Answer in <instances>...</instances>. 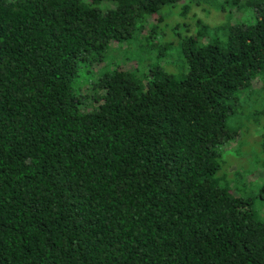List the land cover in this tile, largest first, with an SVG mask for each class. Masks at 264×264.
I'll list each match as a JSON object with an SVG mask.
<instances>
[{
    "label": "trees",
    "instance_id": "16d2710c",
    "mask_svg": "<svg viewBox=\"0 0 264 264\" xmlns=\"http://www.w3.org/2000/svg\"><path fill=\"white\" fill-rule=\"evenodd\" d=\"M180 1L0 0V264H264V0Z\"/></svg>",
    "mask_w": 264,
    "mask_h": 264
},
{
    "label": "rangeland",
    "instance_id": "374dc122",
    "mask_svg": "<svg viewBox=\"0 0 264 264\" xmlns=\"http://www.w3.org/2000/svg\"><path fill=\"white\" fill-rule=\"evenodd\" d=\"M180 3H185V0H181ZM184 7H182L183 10ZM186 13L189 15L191 14H197V16H199L202 19H205L206 22H212V21H220L222 18V15L220 14H210L208 16V14H205V16L201 13L200 9H196L195 7H192V9H187ZM242 17L246 15V13L244 14H240ZM171 19V18H170ZM194 20V19H193ZM192 20V22H193ZM174 24V21H169V25L167 27H170ZM180 27H178V33H181L182 35L184 34V31L186 29H188V23L185 20H182L180 23ZM177 47V45H175ZM127 46L122 45L119 46L115 45L113 47H111V51L108 53V55H106V57L103 58H99V59H95L93 61V63H91V67H90V72L88 73V77L89 78H95L98 75H102L104 74L107 70L110 69V67L112 66L113 62L116 61L118 64L123 65L125 64L124 68L126 69H130L135 67V65L133 66L134 58H130L127 61H124L126 56H130L127 54ZM125 48L127 49L125 51ZM161 44L160 43H156L154 45V47L152 48L155 53L160 52L161 51ZM133 63H132V62ZM129 62V64H128ZM179 62V59H178ZM132 66V67H131ZM170 72V71H169ZM172 72V71H171ZM137 76L139 77V81L144 84L145 82V72L143 71V69H140L138 72H136ZM84 82H86L84 80ZM85 85H87V83H84ZM261 85V81L255 80L253 82V87H259ZM243 117L242 116V122H243ZM237 144H230L229 148L234 149L236 148ZM243 149L248 152V154H250V149L251 147L245 146L243 147ZM258 151H251V156H252V164L248 162V164L245 165V161L246 158L248 159V156H243L241 158H238L237 161V165H239L240 168V172L241 174L238 176V178L234 179V183L236 184L237 188L240 189V191L245 194L246 196L250 197V198H254V203H255V207H257L258 210V214H260L261 216H264V199L260 200V198H256V194L258 193V191L264 186V167H261L260 165L258 166L257 162L261 161V159L258 157ZM256 155V157H255ZM235 151L234 150H230L228 149L227 151V159L230 162L235 163ZM231 164V163H230ZM232 165V164H231ZM242 166H249V169H243ZM238 169V168H237ZM264 196H262L263 198Z\"/></svg>",
    "mask_w": 264,
    "mask_h": 264
}]
</instances>
